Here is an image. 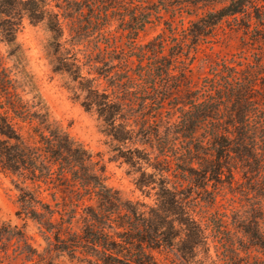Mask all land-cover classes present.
Wrapping results in <instances>:
<instances>
[{
	"label": "trees",
	"instance_id": "trees-1",
	"mask_svg": "<svg viewBox=\"0 0 264 264\" xmlns=\"http://www.w3.org/2000/svg\"><path fill=\"white\" fill-rule=\"evenodd\" d=\"M202 3L224 4L179 35L176 15ZM250 8L254 64L209 56L195 80L200 45L230 18L252 28ZM164 13L171 37L139 43ZM25 20L51 34L53 69L78 83L82 106L135 146L125 160L140 165L141 191L156 190L154 207L109 187L102 161L54 119L18 42ZM0 36L14 64L0 55V175L19 192L16 215L37 229L0 221V264H162L156 251L185 260L208 242L199 201L214 205L224 188L246 200L237 223L264 249V0H0Z\"/></svg>",
	"mask_w": 264,
	"mask_h": 264
},
{
	"label": "rangeland",
	"instance_id": "rangeland-1",
	"mask_svg": "<svg viewBox=\"0 0 264 264\" xmlns=\"http://www.w3.org/2000/svg\"><path fill=\"white\" fill-rule=\"evenodd\" d=\"M154 1L158 3L159 0ZM185 1L190 2L191 0ZM223 4L202 3L196 8H191L188 12L190 14H177L174 18V27L179 35H182L190 27L192 21L205 15L208 10L219 8ZM250 13L253 16L252 28H246L249 21L248 16H239L237 20L230 18L220 25L213 37L200 45L192 65L195 80L202 77L200 75L208 73L209 68L205 60L209 56L213 59L224 58L235 62L246 58V62L254 64L259 44L253 42L252 35H254L258 21L254 18L253 8H250ZM163 16L162 20L153 19V22L139 35V43H147L158 36L166 39L171 37L168 25L173 19L166 13ZM117 28L118 25L113 26V30L118 32L120 37V44L126 47L128 43L126 32L123 33ZM66 34L68 36V32ZM50 41L51 34L45 25L34 24L29 20L23 22L18 34V42L27 54L29 68L54 119L70 136L83 143L96 159L102 161L106 169V182L109 187L117 190L125 200L140 202L149 208L154 207L157 199L156 190L145 188L141 191L136 185V180L141 176L140 165L132 167L125 160V157L132 156L131 151L135 150V146L128 144L129 147H126L114 141L108 135L107 128L97 112L95 110L88 111L82 106V99H77L76 95L78 83L74 82L67 73L55 72L53 69L54 50L49 48ZM166 45L168 51L171 44L169 42ZM0 55L5 58L9 67L14 65L12 58L8 56V47L2 42L1 36ZM193 56L191 54V58ZM87 71L88 68L84 70L85 75H87ZM147 151L151 152L149 148ZM143 170L147 173L154 171L146 165H143ZM234 191L224 188L214 205L199 199L200 204L197 211L206 216L203 223L209 228L207 246L199 249L197 255H190L183 260L177 253L156 251L154 252L156 258L162 264H264V249L255 246L252 238L246 236L237 223L236 211L240 210L247 202L242 195L237 193V190ZM18 195L19 192L13 179L1 174L0 221H11L13 224L25 226L30 235L36 236L35 224L16 215ZM63 264L86 263L65 259Z\"/></svg>",
	"mask_w": 264,
	"mask_h": 264
}]
</instances>
